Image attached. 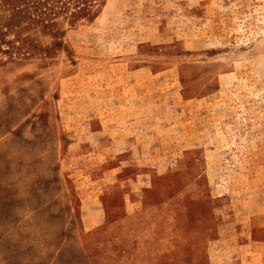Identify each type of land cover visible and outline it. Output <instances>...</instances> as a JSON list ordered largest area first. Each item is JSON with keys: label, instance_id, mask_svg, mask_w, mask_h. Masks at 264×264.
Masks as SVG:
<instances>
[{"label": "rangeland", "instance_id": "rangeland-1", "mask_svg": "<svg viewBox=\"0 0 264 264\" xmlns=\"http://www.w3.org/2000/svg\"><path fill=\"white\" fill-rule=\"evenodd\" d=\"M93 10L0 52V264H264V0Z\"/></svg>", "mask_w": 264, "mask_h": 264}, {"label": "trees", "instance_id": "trees-1", "mask_svg": "<svg viewBox=\"0 0 264 264\" xmlns=\"http://www.w3.org/2000/svg\"><path fill=\"white\" fill-rule=\"evenodd\" d=\"M99 1L0 0V11L5 12L0 20V52L9 57L31 54L38 46L29 41V33L40 30L56 37L61 33L57 28L59 18L70 25L77 19L91 18L95 3ZM8 32H13V38H7Z\"/></svg>", "mask_w": 264, "mask_h": 264}]
</instances>
